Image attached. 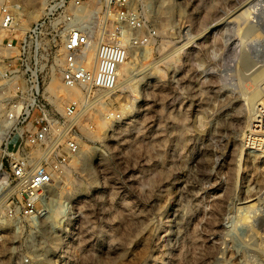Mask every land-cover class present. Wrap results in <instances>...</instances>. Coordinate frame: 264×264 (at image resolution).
<instances>
[{
  "label": "rangeland",
  "instance_id": "374dc122",
  "mask_svg": "<svg viewBox=\"0 0 264 264\" xmlns=\"http://www.w3.org/2000/svg\"><path fill=\"white\" fill-rule=\"evenodd\" d=\"M139 4L157 37L128 60L148 74L135 91L109 93L80 128L91 150L65 174L81 185L69 195L65 176L55 183L50 205L67 211L61 222L45 216L30 264H264V212L246 210L264 204V157L240 151L258 84L240 58L246 43L235 49L240 37L264 38L239 17L251 7L250 19L264 18V0ZM97 115L109 127L97 129Z\"/></svg>",
  "mask_w": 264,
  "mask_h": 264
},
{
  "label": "built area",
  "instance_id": "2783aa9c",
  "mask_svg": "<svg viewBox=\"0 0 264 264\" xmlns=\"http://www.w3.org/2000/svg\"><path fill=\"white\" fill-rule=\"evenodd\" d=\"M140 0H45L27 27L22 3L0 5V262L30 264L51 191L82 152L80 128L132 53L157 37ZM80 87L63 111L51 84ZM264 151V109L246 134ZM25 236V242H24Z\"/></svg>",
  "mask_w": 264,
  "mask_h": 264
},
{
  "label": "bare ground",
  "instance_id": "6f19581e",
  "mask_svg": "<svg viewBox=\"0 0 264 264\" xmlns=\"http://www.w3.org/2000/svg\"><path fill=\"white\" fill-rule=\"evenodd\" d=\"M4 0H0V5ZM17 3L20 4V1L22 0H15ZM144 1V7L150 9H152V7L154 6L155 3L158 4L159 7H162V9H168L170 8L171 5V0H140L141 6L143 5L142 2ZM22 2H24L27 5H30V9L26 12L27 15L29 16V18H37L39 16V14L41 13L43 7H44V2L45 0H40V6L36 7L35 6V0H23ZM156 4V5H157ZM38 6V5H37ZM157 9V8H156ZM161 9V8H160ZM171 9V8H170ZM156 11V10H155ZM144 12V11H143ZM169 13V12H168ZM252 13L253 11L251 10V7L247 8L246 10H244V12H242V14L239 16L241 18H245L242 19L244 21L246 20H250L251 24L253 27H255L257 30L262 29L264 31V18L262 19H250L252 18ZM235 20V19H234ZM229 23V22H227ZM21 27H27V23H21ZM261 35L258 33L254 39H252L250 42H246V40H243V38L240 37V40L238 41L239 44L235 46V49H238V47H240V49L242 48V43L243 41L246 43L247 46V50L244 51L243 49L246 48H242L243 52H241L240 58L243 59V62L248 66V64L251 63L250 68H252V72L249 75L250 78L254 83L258 84V89L254 90L253 92H251L248 97H247V102L249 103L250 106V111H251V118H250V122L248 124V127L250 128L252 123L256 120V118L258 117V114L260 113L261 109H264V38H260ZM165 48V47H164ZM177 48V47H176ZM179 50V49H178ZM240 51V50H239ZM238 51V53H239ZM145 52V51H144ZM237 52V50H236ZM147 53V52H146ZM151 53L152 50L150 49L147 53L146 58H151ZM179 54V53H178ZM251 54L252 58L248 55ZM243 57V58H242ZM144 58V60L146 59ZM149 60V59H148ZM143 63V62H142ZM134 65V64H133ZM131 65V62L129 60H127L122 67L119 70V81H118V86L117 88H122V89H132L133 91H135V89L137 88V83H140V81H142L143 79H145L146 75L148 74L147 70H148V65H146L145 63L140 65H136L133 66ZM245 66V65H244ZM156 69V67H155ZM159 73V76H162V72L161 70H157ZM251 71V70H250ZM147 73V74H146ZM157 83V82H156ZM51 91L53 92V94L55 95V99H54V106L56 107V109L63 111L66 101L69 98H76V99H81L83 97V92L80 89V87L74 86V87H65L59 80V78H55L54 81H52L51 84ZM126 105V104H125ZM100 108H103V105H101ZM128 104H127V109H128ZM97 109V108H96ZM125 109V108H124ZM126 109V110H127ZM102 110V109H101ZM99 111V110H98ZM129 111V110H128ZM98 114V113H97ZM91 115L92 112L90 114V119H91ZM97 118L94 117L95 122H96V126L98 127L97 129H100V131H102V128L105 127H109V120L105 117H100L98 118V115L96 116ZM93 119V120H94ZM225 119V118H224ZM109 121V122H108ZM86 124H84L82 127H85ZM108 129V128H107ZM106 129V131H107ZM95 130V129H94ZM90 131V130H88ZM93 131V130H92ZM98 132L99 130H95V132ZM104 131V132H106ZM90 133V135L92 134H96V133ZM87 133V132H86ZM98 135H100V133L98 132ZM101 137V136H98ZM244 147H246V149H249V143L247 141V136L246 134L243 136V142H242V147L240 148V151H244ZM91 150V147L87 144H85V147L83 149V151L81 153V159L83 160V163H85L86 159H87V153ZM244 153V152H243ZM247 153V152H246ZM254 153V150L253 152ZM256 153V152H255ZM262 157H264V151L262 152ZM78 160L77 158H74L70 161V167H77L78 165ZM65 180L67 181L66 185H69L66 187V192L69 193V195L71 194H75L77 193V191L79 190L80 187V183L78 182H74L72 181L71 177L68 174H65ZM183 185V184H182ZM67 193V194H68ZM67 208V207H66ZM66 208H57L54 209L51 207V205H49L48 207V213H47V217L50 218H60V222H61V215L64 214L66 210ZM69 208V207H68ZM248 208V210H247ZM246 210L250 213H254V215L259 214L261 212H264V204L260 205V204H252L248 207H246ZM237 211V210H236ZM246 211V212H247ZM194 212V211H193ZM245 212V213H246ZM248 213V214H250ZM193 215V214H192ZM247 217L248 215L245 214ZM255 215V216H256ZM260 215V214H259ZM263 215V214H261ZM65 216V215H64ZM246 217V218H247ZM254 217V216H252ZM193 218V216H192ZM195 218V217H194ZM244 219V217H242ZM196 219V218H195ZM257 219V218H256ZM255 219V220H256ZM197 220V219H196ZM242 220V219H241ZM250 220V219H249ZM254 220V219H253ZM189 221V220H188ZM191 221V218H190ZM243 221V220H242ZM246 221V220H245ZM196 222V221H195ZM194 222V223H195ZM188 223V222H187ZM193 223V224H194ZM44 223H42L40 229H42V227ZM192 224V222L190 223ZM259 224V223H258ZM260 225V224H259ZM262 225H264L262 223ZM231 226V225H230ZM255 224L251 223V228L252 231H256V227L254 229ZM248 227V226H247ZM215 229V228H214ZM214 244V243H213Z\"/></svg>",
  "mask_w": 264,
  "mask_h": 264
}]
</instances>
